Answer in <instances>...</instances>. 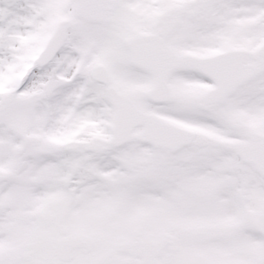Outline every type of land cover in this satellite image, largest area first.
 <instances>
[{"label": "snow or ice", "instance_id": "snow-or-ice-1", "mask_svg": "<svg viewBox=\"0 0 264 264\" xmlns=\"http://www.w3.org/2000/svg\"><path fill=\"white\" fill-rule=\"evenodd\" d=\"M0 264H264V0H0Z\"/></svg>", "mask_w": 264, "mask_h": 264}]
</instances>
